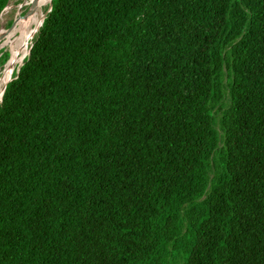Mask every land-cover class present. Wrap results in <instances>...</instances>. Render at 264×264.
Wrapping results in <instances>:
<instances>
[{
  "label": "trees",
  "instance_id": "trees-1",
  "mask_svg": "<svg viewBox=\"0 0 264 264\" xmlns=\"http://www.w3.org/2000/svg\"><path fill=\"white\" fill-rule=\"evenodd\" d=\"M44 14L0 101V264H264V0Z\"/></svg>",
  "mask_w": 264,
  "mask_h": 264
},
{
  "label": "rangeland",
  "instance_id": "rangeland-1",
  "mask_svg": "<svg viewBox=\"0 0 264 264\" xmlns=\"http://www.w3.org/2000/svg\"><path fill=\"white\" fill-rule=\"evenodd\" d=\"M24 0H9V3H8V9L5 11L2 12L1 16H0V33H4V36L0 39V49L4 46H7L10 42L7 41V38L10 34V32L12 31V28L7 30L9 27H10V24L17 18L18 16V13L20 12L21 10V14H24L28 8H31L33 4L35 3H30L31 0L28 1V4L25 3V5L22 6V8L20 9V5L23 3ZM37 1V0H35ZM11 7V8H10ZM48 10V8H44L43 9V12H46ZM34 14V13H33ZM33 14L31 15V17L33 16ZM42 15V14H41ZM30 17V18H31ZM43 17V15L41 16ZM5 21V22H4ZM25 20H20L19 24H20V29L18 31V35H20V31L22 29V26L25 24ZM39 22V14L38 16L35 18V20H33V22L31 23V27H34L38 24ZM10 23V24H9ZM12 39V38H11ZM32 40V39H31ZM31 40L29 41V44L31 42ZM6 42V44H4ZM20 42V41H19ZM3 44V46H1ZM16 45V44H15ZM25 46V45H24ZM23 45H21L19 47V49H17L16 53H14V61H13V64L10 65L8 67V73L6 72V76L4 79H2L0 81V87L4 84V80L7 78V77H11L13 72L15 71V69L17 68V65L22 61V59H24V57L26 55H21L23 51H20L22 47H24ZM29 49V48H28ZM27 49V50H28ZM26 50V51H27ZM2 52L1 53H6L4 50H1ZM10 56V53L7 52ZM21 55V56H20ZM19 56V57H18ZM9 59V58H8ZM18 59V60H17ZM3 70V69H2ZM1 70V71H2ZM1 71H0V76H1Z\"/></svg>",
  "mask_w": 264,
  "mask_h": 264
},
{
  "label": "bare ground",
  "instance_id": "bare-ground-1",
  "mask_svg": "<svg viewBox=\"0 0 264 264\" xmlns=\"http://www.w3.org/2000/svg\"><path fill=\"white\" fill-rule=\"evenodd\" d=\"M28 1L29 0H26V3L28 4ZM45 1L46 0H37V1H35V0H32L31 2L32 3H36V7H35V9L28 15V17H27V19L25 20L26 22H25V24L22 26V29H21V31H20V35H18V38H19V36H21L22 35V32H23V30H25L26 29V33H25V36H24V38L20 41V42H18V43H16V45L17 44H19V43H21V45H25L24 47H22L21 48V50L20 51H23L22 52V54L21 55H27L28 54V46H29V41L33 38V36L35 35V33L37 32V30H38V28L40 27V24H41V21H42V18L43 17H41L42 15H44V12H43V4L45 3ZM30 2V3H31ZM11 8V7H10ZM8 9V6H7V8L5 9V11ZM34 13V14H33ZM33 14V16L31 17V15ZM38 14H39V22H38V24L36 25V26H34V27H31L30 28V26H31V23L33 22V20H35V18L38 16ZM42 14V15H41ZM31 17V18H30ZM5 22V21H4ZM19 22H20V20H18L17 22H16V24H15V26L14 27H12V31L10 32V34H9V36H8V38H7V41H11V38L15 35V33L17 32V31H19V29H20V24H19ZM4 44H6V42L4 43ZM16 45H12L11 46V49H10V56H9V59L7 60V62H6V64L4 65V68H3V70L1 71V78L2 79H4L5 78V76H6V72L8 73V67L10 66V65H12L13 64V61H14V58H15V56H14V53H16L17 51H15L14 53H13V48L16 46ZM20 45V46H21ZM1 46H3V44L1 45ZM19 46V47H20ZM19 47H18V49H19ZM27 50V51H26ZM20 55V56H21ZM19 57V56H18ZM18 60V59H17ZM11 79V77H7L5 80H4V84L7 82V81H9ZM4 84L0 87V89L4 86Z\"/></svg>",
  "mask_w": 264,
  "mask_h": 264
},
{
  "label": "water",
  "instance_id": "water-1",
  "mask_svg": "<svg viewBox=\"0 0 264 264\" xmlns=\"http://www.w3.org/2000/svg\"><path fill=\"white\" fill-rule=\"evenodd\" d=\"M25 3H26V0H24L23 3L20 5V9L22 8L23 5H25ZM7 6H8V5H7ZM7 6L3 9V11L7 8ZM35 7H36V3L33 4L31 8H28V10H27L24 14H21V10H20V12L18 13L17 18L11 23L10 27H9L7 30H9V29H11L12 27H14L15 24H16V22H17L18 20H26L27 17H28V15H29V14L35 9ZM50 9H51V0H50V5H49V8H48L47 11H49ZM3 11H2V12H3ZM47 11H46V12H47ZM2 12H1V14H2ZM1 14H0V16H1ZM44 17H45V14L43 15V18H42V21H41L40 26L42 25V22H43ZM37 31H38V30H37ZM3 36H4V33H0V39H1ZM30 48H31V46H30L29 49H28V54L30 53ZM28 54H27V55H28ZM22 61H23V59H22ZM22 61L17 65L18 67H17V69H16V72L18 71V68L21 66ZM6 62H7V61H6ZM10 81H11V79H10L9 81H7V82L4 84V86L2 87V89L0 90V101L2 100V96H3L4 92H5L6 86H7V84H8Z\"/></svg>",
  "mask_w": 264,
  "mask_h": 264
},
{
  "label": "clouds",
  "instance_id": "clouds-1",
  "mask_svg": "<svg viewBox=\"0 0 264 264\" xmlns=\"http://www.w3.org/2000/svg\"><path fill=\"white\" fill-rule=\"evenodd\" d=\"M39 29V28H38ZM34 37V36H33ZM29 47V46H28Z\"/></svg>",
  "mask_w": 264,
  "mask_h": 264
}]
</instances>
